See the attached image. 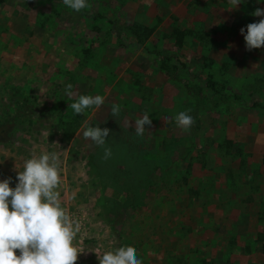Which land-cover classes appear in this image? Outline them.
I'll list each match as a JSON object with an SVG mask.
<instances>
[{
    "label": "rangeland",
    "instance_id": "rangeland-1",
    "mask_svg": "<svg viewBox=\"0 0 264 264\" xmlns=\"http://www.w3.org/2000/svg\"><path fill=\"white\" fill-rule=\"evenodd\" d=\"M88 4L0 0V180L15 187L32 154H58L76 264L121 246L142 264H264V47L240 32L264 0ZM82 94L105 103L76 115ZM85 124L110 129L104 146Z\"/></svg>",
    "mask_w": 264,
    "mask_h": 264
},
{
    "label": "clouds",
    "instance_id": "clouds-1",
    "mask_svg": "<svg viewBox=\"0 0 264 264\" xmlns=\"http://www.w3.org/2000/svg\"><path fill=\"white\" fill-rule=\"evenodd\" d=\"M231 8H236L242 0H228ZM68 8L79 12L88 8V0H63ZM253 15L262 17L240 29L248 50L264 47V9L256 8ZM72 85H66L71 96ZM105 97L101 95H78L75 102L68 105L73 112L85 114L89 108H101ZM119 104L111 106V115L118 116ZM176 126L188 131L194 118L187 111L174 117ZM152 120L147 112L135 120L136 135L142 136ZM110 129L98 125L85 124L83 137L98 146H104ZM111 156V149L104 148V159ZM10 179L0 180V264H76L82 248L74 241L80 230L62 207L59 156L57 153L41 152L32 154L17 171V183L10 186ZM17 252L19 254H17ZM97 254V253H96ZM99 264H142L133 246H121L111 251L97 254Z\"/></svg>",
    "mask_w": 264,
    "mask_h": 264
},
{
    "label": "trees",
    "instance_id": "trees-1",
    "mask_svg": "<svg viewBox=\"0 0 264 264\" xmlns=\"http://www.w3.org/2000/svg\"><path fill=\"white\" fill-rule=\"evenodd\" d=\"M4 126H5V122H0V132L3 131Z\"/></svg>",
    "mask_w": 264,
    "mask_h": 264
}]
</instances>
